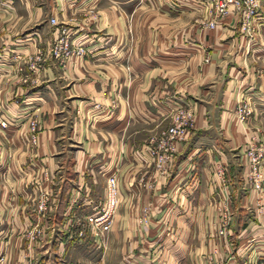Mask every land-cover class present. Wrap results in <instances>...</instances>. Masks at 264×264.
I'll return each mask as SVG.
<instances>
[{
  "label": "crops",
  "instance_id": "0c3cea01",
  "mask_svg": "<svg viewBox=\"0 0 264 264\" xmlns=\"http://www.w3.org/2000/svg\"><path fill=\"white\" fill-rule=\"evenodd\" d=\"M186 2L0 0V264H27L20 231L43 192L51 234L35 249L39 263L200 264L227 205L228 264H264V180L250 190L239 151L252 142L264 157V5L246 36L233 13L210 28L203 8L174 11ZM61 29L88 48L82 59L61 64L47 53ZM240 93L251 107L242 123L232 113ZM173 105L190 114L187 133L159 173L134 151L168 126ZM218 160L223 188L212 175ZM112 171L117 204L104 247L61 234L65 216L98 207Z\"/></svg>",
  "mask_w": 264,
  "mask_h": 264
},
{
  "label": "built area",
  "instance_id": "2783aa9c",
  "mask_svg": "<svg viewBox=\"0 0 264 264\" xmlns=\"http://www.w3.org/2000/svg\"><path fill=\"white\" fill-rule=\"evenodd\" d=\"M264 5V0H187L185 9L192 7L203 8L208 20L207 27H213L217 21L226 14L233 13L238 21L239 30L249 35L252 24L258 19L257 9ZM54 23L53 18L49 19ZM47 53L59 63L64 64L73 59H82L88 48L80 39H69L64 30L60 35L54 37L49 43ZM208 58H203L207 61ZM33 69L34 67L30 65ZM169 124L160 135L150 140L135 150L137 157L142 163L151 161L159 173H165L174 157V144L183 140L187 133V123L190 114L179 105H173L168 109ZM232 113L237 122H245L250 113L251 107L248 98L241 93L236 96ZM8 121L0 117V129L4 130ZM38 130L36 120L30 119L27 125L29 142L33 145ZM240 158L244 165V178L250 186V190L256 193L263 189L264 180V157L260 147L248 142L240 147ZM212 175L217 183L223 188L228 182L227 169L220 160L214 163ZM257 198H255L256 200ZM117 204V179L114 171L110 172L104 181L101 203L92 212L85 214L79 219L68 220L67 223L77 228L78 235L88 236L95 245L104 247L106 234L109 231ZM257 207L259 205L257 204ZM49 209V197L47 193H41L34 203V210L44 216ZM145 212V208L142 209ZM232 211L229 206L224 205L218 212L215 224V241L211 253L203 255L200 264H228L230 260L225 247V239L229 233ZM143 219V217H142ZM223 248V252L220 248Z\"/></svg>",
  "mask_w": 264,
  "mask_h": 264
},
{
  "label": "rangeland",
  "instance_id": "374dc122",
  "mask_svg": "<svg viewBox=\"0 0 264 264\" xmlns=\"http://www.w3.org/2000/svg\"><path fill=\"white\" fill-rule=\"evenodd\" d=\"M184 5L185 4H180V5H178V7H174V9H175L174 11L179 13L181 11L188 10V9H185ZM251 30H252V27H251L250 31ZM243 34L246 35V33H243ZM262 73H264V72L261 70L260 74H262ZM33 214H34V219L33 220L31 219V217L33 215L30 216L28 218L30 220V222L26 225V227H24L20 231V240L22 241V243L24 242V245L22 247H20V256L22 259L24 258L27 261L26 262L27 264H49V261L46 259H43V261H41V263H39V261L36 262L35 256H34L35 249L41 248L42 247L41 245L43 244L44 240H47L51 234L50 233L51 229L49 228V226L47 224L44 223L45 220L47 219L46 218L47 213L44 216H40V214L35 211ZM36 219L42 221L41 224H38V222L35 223ZM70 219H72V221H73V218H71V215H67V216H65V219L63 220V222H60V233L61 234L63 232L64 233L66 232L67 234L71 233V236H74L78 239L82 237L81 239H83L84 236L78 235L77 228H75L74 225H70L67 223V221ZM51 238H52V236H51ZM87 238H88V236H87ZM25 254H26V256H25ZM78 256H79L78 253L73 251V253L71 254L72 258L70 260V263L73 261V259L75 260V259L79 258ZM0 260H2L1 256H0ZM28 261H31V262L28 263Z\"/></svg>",
  "mask_w": 264,
  "mask_h": 264
}]
</instances>
